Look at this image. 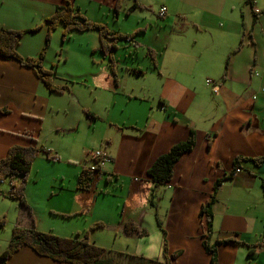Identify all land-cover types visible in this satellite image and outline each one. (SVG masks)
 <instances>
[{
	"label": "crops",
	"instance_id": "1",
	"mask_svg": "<svg viewBox=\"0 0 264 264\" xmlns=\"http://www.w3.org/2000/svg\"><path fill=\"white\" fill-rule=\"evenodd\" d=\"M67 1L89 21L113 34L133 37L117 44L114 73L109 58L100 51L97 31L72 33L71 40L77 37L80 46H87L81 49L82 56L89 55L98 68L79 71L74 80L71 76L59 79L55 71V83L70 90L66 93L72 104L65 115L78 105L90 126L100 121L94 108L92 113L84 110L88 105L82 102L83 93L73 97L70 84L94 90L95 95L90 93L95 102L103 101L124 113L113 121V111L107 110L105 134L84 149L74 180L52 176L47 186L56 200L42 214L27 197L32 215L24 209L27 214L23 211L16 227L41 230L36 226L41 219L61 218L63 231L69 234H60V226L48 228L49 233L81 239L78 233L103 223L106 227L90 236L91 243L108 251L103 264L164 263V234L157 214L167 233L169 255L178 254L175 264H210L202 206L216 181L233 172L235 158L264 155V0H253L252 5L244 0H167L161 6L167 9L164 18L159 12L130 11L138 0H120L118 9L116 0ZM63 4L64 0H0V29L24 32L17 47L22 58L39 57L48 36L47 19ZM130 18L136 22L125 26ZM148 50L155 52L157 67ZM44 68L49 70L45 63ZM134 70L144 74L138 76ZM208 79L217 85L216 94L206 85ZM66 93H50L32 69L0 57V110L8 111L0 112V161L13 147L37 146L50 153L49 157L45 152L38 155L26 189L30 183L36 188L40 184L43 168L35 171L40 157L60 162L58 152L45 147L43 138L52 131L49 117L61 115L54 96ZM119 97L125 102L121 107ZM73 118L68 123L76 130L79 116ZM59 127L55 126L56 132ZM192 130L197 134L196 147L176 165L172 182L158 190L154 207L150 201L154 184L147 172L172 146L186 141ZM95 151L106 153L110 162L93 175L91 188L82 191L78 178L82 169L95 167ZM241 170L222 185L213 207L210 245L235 241L217 248L218 264H264V197L255 190L264 166L242 162ZM128 222L148 236L126 235ZM6 264L66 263L40 257L24 246Z\"/></svg>",
	"mask_w": 264,
	"mask_h": 264
},
{
	"label": "trees",
	"instance_id": "2",
	"mask_svg": "<svg viewBox=\"0 0 264 264\" xmlns=\"http://www.w3.org/2000/svg\"><path fill=\"white\" fill-rule=\"evenodd\" d=\"M116 8L120 7V0H116ZM253 3V0H251ZM140 4L136 1L134 6L130 9L139 8ZM48 22V36L45 46L36 59H24L17 51L20 38L24 32L11 31L0 29V57L8 61H16L22 66L32 69L38 76L39 80L45 85L50 93L64 94L70 91L67 86H58L55 83V66L51 70H46L43 66L46 51L50 44L51 33L58 27L63 28V39H67L73 32H89L97 31L100 38V51L109 58L110 68L115 73V58L113 56L117 49V44L121 41H131L133 36L113 34L110 30L101 24L93 23L84 17L80 10L74 7L69 1L64 0V4L58 6L54 16L47 19ZM148 56L152 60L155 67H157L156 54L152 50H148ZM136 75L142 76L144 72L140 70L133 71ZM1 113L6 114L8 111L0 110ZM88 118H94L93 115L86 112ZM24 136H28L26 133ZM197 143L196 131L190 132L186 141L178 143L171 147V149L164 155L160 156L151 165L147 172L148 178L154 184V190L151 194V204L155 206L154 200L157 198V192L163 187L168 186L174 177V170L176 165L183 156L190 154L194 151ZM49 157L50 153L43 147H13L11 148L6 157L0 161V183L5 182L13 183L11 192L5 195L0 191V199L11 198L19 200L21 206L26 209L31 216V208L27 203L25 196L26 184L28 176L32 169V165L38 155L44 153ZM242 162H251L254 166L261 168L264 166V155L258 158H242L237 157L233 162V172L225 176L223 179L216 181L213 193L209 199L202 206L200 215L206 220L207 230L204 237V247L211 256L210 264H218L217 248L223 244H229L235 241H216L215 244L210 245V239L213 234V207L217 202V195L222 185L230 180H233L234 174L237 169H241ZM93 175L87 169H82L78 178V189L87 191L91 188ZM15 180H17L15 182ZM19 182L18 184H16ZM66 218V217H65ZM157 225L164 234V250L163 257L164 263L158 261H147V264H175L178 254L169 255L167 233L163 228V224L156 214ZM106 226L103 223L94 224L83 234H79L81 239H65L53 234L42 233L36 229H24L15 227L12 231V237L5 251L0 254V263L6 264L7 261L17 253L22 247H30L38 256L49 258L50 260L58 263L66 264H103L108 251L99 248L90 241L91 233L98 229H104ZM124 232L126 235H137L140 238L148 236V232L140 230L133 222L125 224ZM251 254V253H250Z\"/></svg>",
	"mask_w": 264,
	"mask_h": 264
},
{
	"label": "rangeland",
	"instance_id": "3",
	"mask_svg": "<svg viewBox=\"0 0 264 264\" xmlns=\"http://www.w3.org/2000/svg\"><path fill=\"white\" fill-rule=\"evenodd\" d=\"M128 1V0H126ZM163 1L167 0H138V3L140 4L138 8V13L144 15L146 13H158L161 9V6L163 4ZM128 23L125 24L127 26L128 24L131 26L133 22H136L130 18ZM51 39L49 47L45 54V59L43 62L48 66L49 70H51L52 67L55 66V71H58L57 77L59 79H68L69 76H71V79L74 80L77 77V74L79 71H87L90 69H97V65H93L92 61H89V55L87 57H83L81 54V49L86 48L87 46H80L79 40H77V37L70 39L72 37V34L67 38L63 39V28L58 27L54 32L51 33ZM64 50V52H63ZM92 51H90L89 54H91ZM61 54H64L61 57ZM92 55V54H91ZM69 58V59H68ZM56 78V77H55ZM70 79V78H69ZM207 81V80H206ZM205 81V83H206ZM72 83V81H71ZM71 87V90L73 92V97L77 96L78 93H83L86 97L82 102H86L88 106L84 109L85 111H88L92 113V108L95 109V116L100 118V121L97 123H93L92 126H90L89 120L85 117V114L83 112V109L79 107L78 105L75 110L73 108L70 109L71 113L66 116L65 111L66 109H69L72 100L69 101V95L66 93L64 96H54L55 106H59L60 110L59 113L60 116H53L49 117L48 120V128L52 131L49 132V134L45 135L43 138V144L45 147L49 148L53 152L57 151L58 156L60 158V162H47L46 158L44 157V160H39L42 157L38 159V161L35 164V171L37 167H42V175L40 178V184L36 188L35 185L29 184V188L25 191L26 198L30 197L31 200H34L35 203H37L38 207V213H44V211H47V206H51L52 203L56 200L55 197H52V193L48 188L49 179L52 176H65L67 179H70V181L74 180L75 176V169L77 164H82L84 160L85 151L84 149L88 146H92L94 141L100 138L101 134H105V125L108 121V112L107 110H112L114 116L112 115V120L115 121L116 119H113V117H122L124 110L123 109H116L113 108L115 106H109L103 102V101H94V90H87L82 88L81 84H76L75 86L73 84L69 85ZM92 92L94 95H91ZM79 98V97H78ZM119 105L121 103H125L124 99L119 97L118 98ZM121 107V106H119ZM64 108V109H63ZM127 112V111H126ZM56 113V112H55ZM126 114V113H125ZM124 114V115H125ZM78 120L76 123L77 129L75 130L72 125L68 123L70 119L75 120L76 117H78ZM60 126L59 130L55 131V126ZM97 125L96 128L93 129V127ZM107 131V130H106ZM92 144V145H91ZM74 149L73 154L71 150ZM68 160H74V161H68ZM70 162V163H69ZM45 169V170H44ZM65 171V173L61 172ZM245 173L249 174L247 171ZM17 180H15L16 182ZM58 181L61 183V179H58ZM255 183V190L260 192L261 196L264 197V189L263 184L264 183V173H262L260 178H257ZM17 182L16 184H18ZM66 183V182H64ZM68 183V182H67ZM0 191L3 192L5 195L9 196V193L11 192V189L9 188V183L5 182L4 184L0 183ZM27 198V199H28ZM26 199V200H27ZM23 211L24 208L21 206L19 200L11 199V198H3L0 199V254L5 251V249L8 247V244L12 237V231L17 226V222H20L23 217ZM27 214V212H26ZM51 218V220L44 219L40 220L36 223L39 225V228L41 230L37 231L42 233H49L51 231H48V228L54 227L59 228L57 226L62 227V230H60V234H69L63 228L65 225L63 220L61 218ZM49 234H53L55 236H58L57 232H52ZM83 234V233H78ZM82 236V235H81ZM61 237V236H58ZM64 238V237H61ZM68 239V238H65ZM118 264H122L119 261ZM115 263V264H117ZM134 264H143V263H134Z\"/></svg>",
	"mask_w": 264,
	"mask_h": 264
},
{
	"label": "built area",
	"instance_id": "4",
	"mask_svg": "<svg viewBox=\"0 0 264 264\" xmlns=\"http://www.w3.org/2000/svg\"><path fill=\"white\" fill-rule=\"evenodd\" d=\"M244 2L248 3V4H251V5L254 4V3L251 2V0H244ZM160 11L161 12H159V17L160 18H164L167 15L166 7H162L160 9ZM256 76H258V74H256ZM206 85H208V87L212 88L214 90L215 94L218 92L217 85L214 83V81L208 79L206 81ZM54 160L58 161V158L54 157ZM92 160L95 161V167H93L91 169L90 173H92V175H94V176L98 175L99 173H101V170H102L103 166H105L107 163L110 162V158L103 151H95L93 153V155H92ZM241 172H242L241 169H237L234 175L238 176V174H240ZM13 183H9L10 189H11V186L13 185Z\"/></svg>",
	"mask_w": 264,
	"mask_h": 264
}]
</instances>
